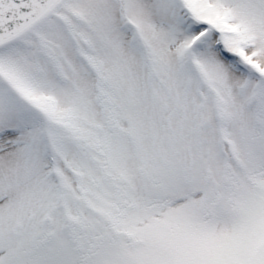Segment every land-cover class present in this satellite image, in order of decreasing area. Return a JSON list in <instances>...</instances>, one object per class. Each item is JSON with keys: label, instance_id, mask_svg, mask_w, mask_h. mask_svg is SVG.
<instances>
[{"label": "snow or ice", "instance_id": "6c2138e0", "mask_svg": "<svg viewBox=\"0 0 264 264\" xmlns=\"http://www.w3.org/2000/svg\"><path fill=\"white\" fill-rule=\"evenodd\" d=\"M0 264H264V0H0Z\"/></svg>", "mask_w": 264, "mask_h": 264}]
</instances>
